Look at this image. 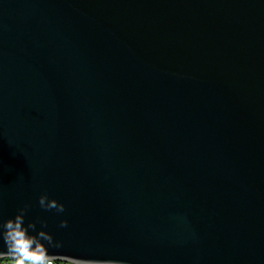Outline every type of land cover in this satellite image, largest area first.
I'll list each match as a JSON object with an SVG mask.
<instances>
[{
    "label": "water",
    "instance_id": "obj_1",
    "mask_svg": "<svg viewBox=\"0 0 264 264\" xmlns=\"http://www.w3.org/2000/svg\"><path fill=\"white\" fill-rule=\"evenodd\" d=\"M22 209L46 261L264 264V0H0V254Z\"/></svg>",
    "mask_w": 264,
    "mask_h": 264
},
{
    "label": "clouds",
    "instance_id": "obj_2",
    "mask_svg": "<svg viewBox=\"0 0 264 264\" xmlns=\"http://www.w3.org/2000/svg\"><path fill=\"white\" fill-rule=\"evenodd\" d=\"M39 203L41 207L47 209H56L60 212L64 210V205L56 199L49 201L46 193L40 196ZM25 210L22 209L14 218H9L4 223L3 239L7 252L0 255L7 257V264H45L48 248L45 247V241L51 244L53 243V237L44 230H40L37 234H31L29 229H35V223L25 226ZM61 223L64 226L67 224V221H62ZM100 261H103V264H125L124 261L118 260Z\"/></svg>",
    "mask_w": 264,
    "mask_h": 264
},
{
    "label": "built area",
    "instance_id": "obj_3",
    "mask_svg": "<svg viewBox=\"0 0 264 264\" xmlns=\"http://www.w3.org/2000/svg\"><path fill=\"white\" fill-rule=\"evenodd\" d=\"M0 264H7V258L0 259ZM45 264H82V263L50 260V261H46Z\"/></svg>",
    "mask_w": 264,
    "mask_h": 264
}]
</instances>
